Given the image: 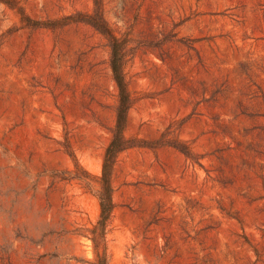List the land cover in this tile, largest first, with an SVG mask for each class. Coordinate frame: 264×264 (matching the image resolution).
Returning <instances> with one entry per match:
<instances>
[{
	"label": "rangeland",
	"instance_id": "rangeland-1",
	"mask_svg": "<svg viewBox=\"0 0 264 264\" xmlns=\"http://www.w3.org/2000/svg\"><path fill=\"white\" fill-rule=\"evenodd\" d=\"M264 264V0H0V264Z\"/></svg>",
	"mask_w": 264,
	"mask_h": 264
},
{
	"label": "trees",
	"instance_id": "trees-1",
	"mask_svg": "<svg viewBox=\"0 0 264 264\" xmlns=\"http://www.w3.org/2000/svg\"><path fill=\"white\" fill-rule=\"evenodd\" d=\"M94 26L106 35L110 41L112 48L111 67L113 70L114 79L119 90V106L118 119L116 128L114 130L113 139L106 150L103 163V172L100 177L102 189L98 193L101 206V215L98 221V226L92 231L91 237L95 248L97 250L99 262L98 264H107L106 253L100 254L98 249L101 241L106 239L107 227L111 222L113 211L115 208L113 201V186H112V172L118 154L128 148L127 140L124 135V130L127 122V113L131 105V97L128 90L127 82L125 80L124 66L125 53L122 42L114 33L102 25L95 24Z\"/></svg>",
	"mask_w": 264,
	"mask_h": 264
}]
</instances>
